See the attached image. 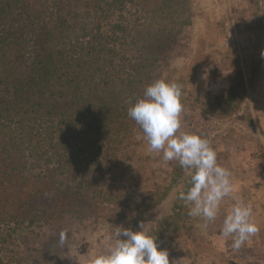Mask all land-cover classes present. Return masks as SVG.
Instances as JSON below:
<instances>
[{"label": "rangeland", "instance_id": "obj_1", "mask_svg": "<svg viewBox=\"0 0 264 264\" xmlns=\"http://www.w3.org/2000/svg\"><path fill=\"white\" fill-rule=\"evenodd\" d=\"M117 3L105 31L121 36L120 65L153 53L149 84L164 79L183 85L180 131L210 141L218 163L231 172L233 197L252 206L259 231L239 248L234 236L221 235L235 198L224 199L213 222L183 210L174 219L191 171L149 151L132 121L129 134L112 146L102 176L91 183L108 185L120 204L84 199L85 209L75 215L23 207L21 222L0 224V264H91L114 245L117 226L139 231L141 222L150 235L164 230L155 237L170 264H264V0H165L153 12L142 10L139 0ZM235 82V108L225 110L224 96ZM36 209L50 220L31 223Z\"/></svg>", "mask_w": 264, "mask_h": 264}, {"label": "trees", "instance_id": "obj_2", "mask_svg": "<svg viewBox=\"0 0 264 264\" xmlns=\"http://www.w3.org/2000/svg\"><path fill=\"white\" fill-rule=\"evenodd\" d=\"M117 1L0 0V224L21 222L26 206L75 215L84 199L120 204L108 185L91 183L133 128L128 109L150 85L155 55L120 65L121 36L105 31ZM163 2L139 0L151 12ZM236 85L225 110L235 108ZM182 210L189 216L178 199L174 219ZM47 214L36 209L31 223Z\"/></svg>", "mask_w": 264, "mask_h": 264}, {"label": "clouds", "instance_id": "obj_3", "mask_svg": "<svg viewBox=\"0 0 264 264\" xmlns=\"http://www.w3.org/2000/svg\"><path fill=\"white\" fill-rule=\"evenodd\" d=\"M261 55L264 57V52ZM182 95L183 85L156 80L146 87L143 98L129 107L128 115L141 127L149 151L162 152L165 162L178 161L182 168L191 171V187L178 196L188 207L189 216L213 222L224 199L235 198L224 219L221 235L234 236L233 247L239 248L259 231L253 220L252 206L233 197L236 187L231 172L218 163L217 152L210 141L201 134L180 131ZM139 228L133 231L117 226L114 245L107 254L95 257L91 264H170L168 251L149 234L144 222ZM67 239V230L61 231L60 245Z\"/></svg>", "mask_w": 264, "mask_h": 264}]
</instances>
